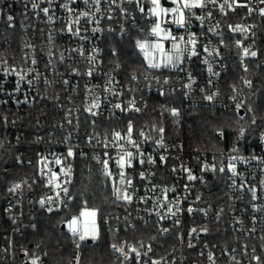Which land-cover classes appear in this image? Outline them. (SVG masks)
Here are the masks:
<instances>
[{
  "label": "built area",
  "instance_id": "built-area-1",
  "mask_svg": "<svg viewBox=\"0 0 264 264\" xmlns=\"http://www.w3.org/2000/svg\"><path fill=\"white\" fill-rule=\"evenodd\" d=\"M160 3L162 9L171 6ZM209 3L213 2L204 0V7L185 9V25L179 26L173 23L178 14L153 15L152 0H0V152L12 146L19 149L37 181L20 176L4 183L2 207L14 224L0 223L8 227L0 264L33 260L42 264L39 252L17 251L16 238L25 227L34 226L30 220L36 207L60 210L73 203L70 178L77 161L89 157L102 174L103 161L108 160L109 177L116 185L121 171L126 184L131 180L124 191L131 200H120L121 209L101 221L107 230L154 223L163 235L176 240L168 253L158 254L149 243L121 239L112 244L123 249L112 247V264H161L173 253L178 264H264V131L252 149H200L191 148L183 136L158 138L134 122L151 93H175L185 108L229 109L245 101L243 84L232 86L228 93L221 87L223 30L205 10ZM214 3L236 13L228 26L240 63L256 58L255 16L264 17V2ZM156 22L177 37L179 52L171 38L164 43L165 52L173 57L171 64L165 66L160 53L148 49L152 62L160 64L154 67L159 71L128 74L121 66L109 65L104 48L109 35L125 37L137 31L145 34L136 42L155 44L161 42L151 32ZM238 26L242 30H234ZM190 37L196 40V55L187 43ZM137 48L149 65L144 51ZM253 51L255 57L250 55ZM201 68L203 87L197 85L202 74L196 70ZM215 134L225 141L222 130ZM127 152L133 154L131 165L121 169L117 160ZM207 178L221 182L220 199L202 189ZM84 207L89 206L80 205L64 223L70 234V264H85L84 242L90 238L80 240L69 230L70 221Z\"/></svg>",
  "mask_w": 264,
  "mask_h": 264
},
{
  "label": "trees",
  "instance_id": "trees-1",
  "mask_svg": "<svg viewBox=\"0 0 264 264\" xmlns=\"http://www.w3.org/2000/svg\"><path fill=\"white\" fill-rule=\"evenodd\" d=\"M205 10L210 11L222 25L221 87L228 93L232 86L243 84L245 101L241 106L229 109L210 108L205 105L185 108L175 93H151L148 95V105L140 116L135 117L134 122L136 127L146 128L158 138L162 135L183 136L191 148L252 149L259 133L264 131V17L255 16L258 27V56L240 63L239 52L232 45L234 34L228 26L230 21L237 18L236 13L227 7H219L216 3H209ZM143 34L145 33L138 34L133 31L125 37L109 35L104 42L109 65L121 66L128 74L159 71L145 62L137 48L136 39ZM197 59L195 57V69L200 67ZM196 71L202 74L197 85L203 87L202 68ZM241 110H244L243 114ZM173 112L176 115H173ZM218 130L225 133V141L217 138L215 132ZM23 161L20 150L13 146L0 152V223L9 221L6 226L14 222L9 220L2 207L5 196L4 183L12 182L20 176L28 177L33 183L37 182L32 169L26 167ZM220 183L218 178H207L202 189L211 198L220 199L224 195L217 190L221 187ZM116 186L109 176L101 173L96 160L90 157L79 159L69 181L73 203L60 210L36 207L33 219L30 220L34 221V226L25 227L23 235L16 238L17 251L25 248L29 252H39L42 264H70V234L62 225L80 205L86 203L99 211L100 234L96 239L85 240V264H112L115 261L112 244L121 239L143 241L151 244L158 254L168 253L176 245V240L169 235H163L158 224H138L120 231L107 230L101 224L106 214L121 209ZM7 230L8 227L0 225V255L1 245L5 241L3 234ZM161 264H178L176 254H170Z\"/></svg>",
  "mask_w": 264,
  "mask_h": 264
},
{
  "label": "snow or ice",
  "instance_id": "snow-or-ice-1",
  "mask_svg": "<svg viewBox=\"0 0 264 264\" xmlns=\"http://www.w3.org/2000/svg\"><path fill=\"white\" fill-rule=\"evenodd\" d=\"M172 2L176 5L175 8L173 9H162L160 8V0H152V4L155 5V7L152 9V13L155 16H160V14L163 12L164 14H167L169 11L173 14H178L175 15V18L173 20V23L179 25V26H184L185 25V14H184V10L185 9H191V8H195V7H204V0H172ZM209 2H215V0H209ZM262 2H264V0H262ZM36 5L33 4V8H35ZM43 11L45 13L48 12V9L45 8L43 9ZM261 14L264 15V9L261 10ZM234 30H242L239 28V26L234 29ZM152 34L158 36L161 38V40L164 39H169L171 38L173 40V49H176L177 52H179V45L177 43H175V41L177 40V37L171 36L170 31L169 32H164V30L161 28V23L160 22H156L155 26L151 29ZM162 33H164L163 35H161ZM181 41L183 40V37L179 38ZM187 43L191 44L193 46V51H192V55H196L194 48H195V44H196V40L194 37H190L189 40L187 41ZM137 47H139L142 51H144L145 53V57L147 59H149V66L151 67H160V64L157 63H153L152 59L150 57V52L148 51V49H152V50H156L160 53L161 55V60L163 63H165V66L167 64H171L173 62V57L165 52V49L163 47V44L161 42H157L155 44H147L146 42L142 43L140 41H137ZM207 51V49H205ZM244 55L248 56L249 55V50L247 48L244 49ZM251 56L255 57L257 55V53L255 51L250 53ZM177 59H179V57L177 56ZM208 99H211V97H208ZM117 107H119V105H117ZM173 115H176L175 112H173ZM132 131V127L131 125H129V133H131ZM162 131V129H161ZM117 138H120V134L117 133L116 134ZM129 143H133V141H131V139L129 138ZM135 146V145H134ZM73 153L71 150H69L68 152V156H72ZM107 155V154H106ZM132 153L131 152H127L124 155H121L119 157V159L117 160V164L118 166L123 169L125 167V164L127 163L129 166L131 165V157H132ZM125 157H128V159L126 160ZM161 159L163 160L164 158L161 157ZM141 163H143V161H140ZM57 164H60L61 161L59 159L56 160ZM103 165H104V174L106 176H111V172L108 170V160H104L103 161ZM71 169H68V172H70ZM53 180L56 179V173H53ZM120 177H121V183L124 182V172L121 171L120 172ZM189 179H194V177L189 176ZM49 183H52V181L50 180ZM128 184L131 185V180H128ZM16 187L18 188L19 185H16ZM57 187H59V185H57ZM63 191L66 193L67 189H63ZM116 194H117V198H123L125 200H131V196L125 194L123 197L120 196V191L119 189L116 190ZM255 198V197H254ZM44 201H41V204L43 205ZM189 211H192L191 209H189ZM95 216H96V212L94 210L92 211H82L80 213L79 217H74L70 223H69V230L72 232V234L74 236L78 235L80 240H84L86 236H91L93 239H95L97 237V227H96V223H95ZM81 218H90V219H81ZM114 249H116V245L112 246ZM117 251H121L123 252L122 248L116 249ZM133 251H135V249H133ZM32 264H37L36 260L32 261Z\"/></svg>",
  "mask_w": 264,
  "mask_h": 264
},
{
  "label": "rangeland",
  "instance_id": "rangeland-1",
  "mask_svg": "<svg viewBox=\"0 0 264 264\" xmlns=\"http://www.w3.org/2000/svg\"><path fill=\"white\" fill-rule=\"evenodd\" d=\"M155 7V6H154ZM176 5H171V6H167L165 7V9H173L175 8ZM160 8H162L161 6V3H160ZM170 12V11H169ZM164 33H162L161 35H163ZM160 38V37H159ZM161 39V38H160ZM170 39V38H169ZM169 39H164V40H161V43L163 44V47L164 49L166 50V46H164V43L166 40H169ZM171 55V54H170ZM159 57H160V54H159ZM151 67V66H150ZM128 188V184H126V179L124 178V182L121 183V179L118 180L117 182V186H116V189H119L120 191V196L123 197L124 196V191L125 189ZM119 200H123V198H118ZM85 210H88V211H92L94 210L96 212V216H95V223H96V227H97V236L100 234V215H99V211L96 209V208H92V207H84L82 209V211H85ZM83 219H90V218H83ZM87 238H92L90 235L89 236H86Z\"/></svg>",
  "mask_w": 264,
  "mask_h": 264
},
{
  "label": "water",
  "instance_id": "water-1",
  "mask_svg": "<svg viewBox=\"0 0 264 264\" xmlns=\"http://www.w3.org/2000/svg\"><path fill=\"white\" fill-rule=\"evenodd\" d=\"M165 4L171 5V2H168L167 0H163ZM244 113V110H241V114ZM63 228H65V224L62 225ZM91 240V238L89 239ZM21 257H24V254H21ZM26 264H31L30 262H27Z\"/></svg>",
  "mask_w": 264,
  "mask_h": 264
}]
</instances>
